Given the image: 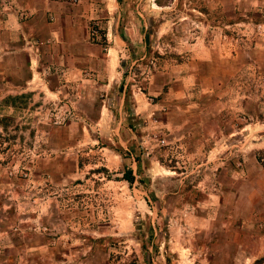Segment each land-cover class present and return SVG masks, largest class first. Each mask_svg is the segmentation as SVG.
<instances>
[{
    "label": "rangeland",
    "instance_id": "obj_1",
    "mask_svg": "<svg viewBox=\"0 0 264 264\" xmlns=\"http://www.w3.org/2000/svg\"><path fill=\"white\" fill-rule=\"evenodd\" d=\"M87 4L85 82L0 32V264H264V2Z\"/></svg>",
    "mask_w": 264,
    "mask_h": 264
},
{
    "label": "crops",
    "instance_id": "obj_2",
    "mask_svg": "<svg viewBox=\"0 0 264 264\" xmlns=\"http://www.w3.org/2000/svg\"><path fill=\"white\" fill-rule=\"evenodd\" d=\"M259 2L264 0H245V5L251 9L250 4ZM90 8L87 0L77 5L54 0H0V32L7 42L21 44L27 59V74L9 78L18 83V94L28 90L32 82L48 81L50 75L45 74L51 69H56L59 82L67 85L85 82L83 71L91 63L103 62L110 69L117 64L114 52L118 54L119 47L89 39L86 23L92 16ZM0 48L5 49L4 42H0ZM17 64L21 66L19 61Z\"/></svg>",
    "mask_w": 264,
    "mask_h": 264
},
{
    "label": "trees",
    "instance_id": "obj_3",
    "mask_svg": "<svg viewBox=\"0 0 264 264\" xmlns=\"http://www.w3.org/2000/svg\"><path fill=\"white\" fill-rule=\"evenodd\" d=\"M125 181H127L128 183H133L134 181V175L132 172L131 168H127L124 173H123V177H122Z\"/></svg>",
    "mask_w": 264,
    "mask_h": 264
},
{
    "label": "built area",
    "instance_id": "obj_4",
    "mask_svg": "<svg viewBox=\"0 0 264 264\" xmlns=\"http://www.w3.org/2000/svg\"><path fill=\"white\" fill-rule=\"evenodd\" d=\"M66 5H77L81 2V0H54Z\"/></svg>",
    "mask_w": 264,
    "mask_h": 264
}]
</instances>
